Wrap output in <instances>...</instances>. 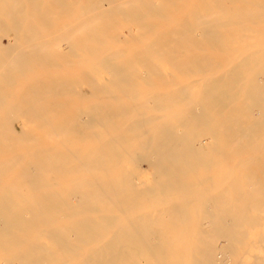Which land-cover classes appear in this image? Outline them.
Returning a JSON list of instances; mask_svg holds the SVG:
<instances>
[{"label": "bare ground", "instance_id": "6f19581e", "mask_svg": "<svg viewBox=\"0 0 264 264\" xmlns=\"http://www.w3.org/2000/svg\"><path fill=\"white\" fill-rule=\"evenodd\" d=\"M0 264H264V0H0Z\"/></svg>", "mask_w": 264, "mask_h": 264}, {"label": "rangeland", "instance_id": "374dc122", "mask_svg": "<svg viewBox=\"0 0 264 264\" xmlns=\"http://www.w3.org/2000/svg\"><path fill=\"white\" fill-rule=\"evenodd\" d=\"M151 166L150 165H145L144 166V168H146V171H147V173H150V172H152L153 170H152V168H150ZM154 172V171H153ZM157 174V173H156ZM153 175H155V173L153 174ZM156 176V175H155Z\"/></svg>", "mask_w": 264, "mask_h": 264}]
</instances>
